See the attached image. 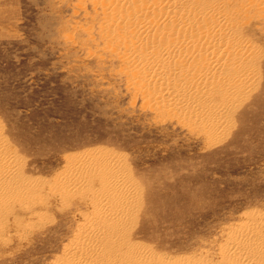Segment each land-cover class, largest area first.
I'll list each match as a JSON object with an SVG mask.
<instances>
[{
  "label": "rangeland",
  "instance_id": "rangeland-1",
  "mask_svg": "<svg viewBox=\"0 0 264 264\" xmlns=\"http://www.w3.org/2000/svg\"><path fill=\"white\" fill-rule=\"evenodd\" d=\"M218 1L198 8L243 10L229 17L255 56L248 88L214 136L157 107L152 87L127 67L134 6L118 12L120 0H103L108 11L99 0H0V143L21 179L43 188L44 203L7 204L0 264H65L62 252L89 214L84 200L61 205L48 187L84 156L117 161L136 200L129 244L154 264H220L227 230L264 214V11L252 13L248 0ZM113 19L123 43L102 35Z\"/></svg>",
  "mask_w": 264,
  "mask_h": 264
},
{
  "label": "bare ground",
  "instance_id": "bare-ground-1",
  "mask_svg": "<svg viewBox=\"0 0 264 264\" xmlns=\"http://www.w3.org/2000/svg\"><path fill=\"white\" fill-rule=\"evenodd\" d=\"M99 1L103 10L110 9ZM151 1L148 5L147 0H120L114 6L118 12L134 6L139 13L128 19L125 28L127 67L135 69V77L144 86L152 87L149 96L163 111L184 115V124L208 135L225 130L226 115L252 76L255 51L229 17L243 10L221 11L217 6L199 10V3L211 0ZM233 1L237 0H219L218 5L231 6ZM247 4L252 13L264 11V0ZM107 24L102 35H115L123 43V27L115 19ZM70 163L48 187L50 199H58L61 205L82 199L89 217L79 220L77 233L62 252L63 262L154 264L142 249L129 244L126 230L136 200L116 169L117 161L84 156ZM30 203L31 208L44 204L43 188L21 179L17 163L0 143V217L7 213V204L29 209ZM224 241L218 248L220 264H264V214L245 215L227 230ZM174 264L200 263L180 260Z\"/></svg>",
  "mask_w": 264,
  "mask_h": 264
}]
</instances>
